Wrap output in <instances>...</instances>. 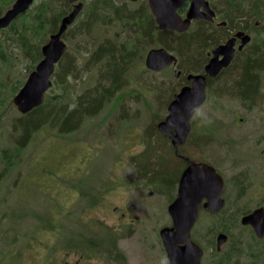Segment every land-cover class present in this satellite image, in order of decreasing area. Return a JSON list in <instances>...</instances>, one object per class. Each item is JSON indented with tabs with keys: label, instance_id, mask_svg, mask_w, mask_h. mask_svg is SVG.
I'll return each mask as SVG.
<instances>
[{
	"label": "rangeland",
	"instance_id": "obj_1",
	"mask_svg": "<svg viewBox=\"0 0 264 264\" xmlns=\"http://www.w3.org/2000/svg\"><path fill=\"white\" fill-rule=\"evenodd\" d=\"M41 1L36 0L31 9ZM58 1L59 6H64L63 0ZM118 1L135 4L130 0ZM209 1L220 13V21H225L223 5ZM3 6L5 2L0 0V8ZM261 7L264 8V2ZM259 22L264 24V19ZM227 29L220 34H227ZM253 35L258 36V31H253ZM104 37L102 28L87 37H76L71 31L64 37L68 54L59 70L76 61L83 66L88 61L85 57ZM28 45L21 29L0 32V264H64L67 257L73 264H167L159 233L171 222L168 206L177 193L173 185L164 187L141 178L140 165L141 157L149 150H153L147 158L151 168L168 156L162 148L169 149L170 143L162 138V146L156 133L170 101L181 88L175 68L160 73L150 71L145 66L148 50L130 69L117 98L98 115L87 118L77 131L69 134L60 135L57 128L45 126L15 157L14 166L5 171L3 150L12 151L24 142L22 133L14 130L13 123L22 115L11 94L30 73L32 56L28 54ZM99 78V69L84 75L83 81L79 79L72 88L69 86L71 97L78 98L95 86ZM60 92L59 88L52 89L50 94ZM208 108L207 104L200 114L204 115ZM182 152L192 158L205 157L191 144L185 145ZM219 158H213L214 163ZM180 167L179 161L168 160L169 169ZM93 205L99 206L93 209ZM115 205H128L136 225L132 222L117 230L111 228L109 225L115 222L111 209ZM218 219L203 215L196 226L198 237L209 227H223ZM233 233L235 239L239 236L250 241L237 229ZM92 240L101 243L94 251L88 249ZM113 242H117L118 251L124 255L123 262L117 261V250L113 251V259L107 254ZM205 242L209 241L202 238L201 243Z\"/></svg>",
	"mask_w": 264,
	"mask_h": 264
},
{
	"label": "flooded vegetation",
	"instance_id": "obj_2",
	"mask_svg": "<svg viewBox=\"0 0 264 264\" xmlns=\"http://www.w3.org/2000/svg\"><path fill=\"white\" fill-rule=\"evenodd\" d=\"M209 3L216 17L213 20H194L190 30H195V27L197 28L201 22L200 25L209 30L218 40L217 45L210 44L205 47L202 53L203 58L198 63H194L187 72L182 67V69L180 68L181 58L179 55H176L178 64L169 67L175 68V75L181 88L170 101L166 117L163 120H166L169 106L181 90L187 86L194 87V82L187 78L189 75L206 79V98L190 118V133L186 142L183 145L173 146L171 140L166 137L170 143V149L173 151V158L181 163L173 184V190L177 194L170 204L179 198L180 181L187 168L198 165L212 168L224 183L223 206L219 211L214 212L211 208L206 207L207 198H204L199 206L198 219L191 231V239L202 249L201 264H264V235L260 237L253 225L242 223L244 218L256 212H264V50L257 49L259 45L255 44V36L250 31L238 28L227 29L228 22L220 21V13L210 1ZM187 7L184 14L180 13L184 18L187 14ZM256 25L259 26L260 23L258 22ZM225 29L229 31L224 34L226 37L220 34ZM239 32L250 34L251 41L241 52L242 41L237 39L231 65L223 67L215 76L208 74V65L215 57L214 50L225 45ZM216 34H219V37H215ZM219 60H223L222 55L219 56ZM207 104L209 105L208 111L201 115L200 111ZM240 110L242 113H238ZM54 128L58 129V127ZM174 132L176 131L174 130ZM187 144H191L195 150L204 153L205 157L198 159L184 155L182 149ZM217 155L220 158L217 163H214L213 158ZM85 196L87 197L86 194ZM126 199L129 200L128 197ZM98 206L93 205V209ZM169 206L168 214L170 215ZM111 210L115 222L109 226L114 230L132 222H134L133 225H136L137 222L131 215L133 211L128 205H115ZM205 213L210 217L219 218L223 227H217L214 230L209 227L205 234L201 233L199 237L209 241L204 244L201 243L202 238L198 237L196 226L199 219L206 215ZM99 222L100 220H98ZM166 227H174L172 218L169 226L162 229ZM162 229L159 233L160 237ZM217 229L219 230L216 232ZM235 229L240 231V235L243 237L247 235L250 241L240 239L239 236L235 239L233 233ZM104 233L108 236L111 235L112 239L115 238L110 231ZM221 234L227 236V240L219 249L218 237ZM161 242L162 252L164 251L167 256V264H170L163 240ZM100 246L101 243L94 240L88 243V249L93 251ZM114 250L118 251L117 242H113L111 250L107 252L111 259H113ZM118 256L120 259L117 261L125 260L121 252L118 253ZM80 260H83V257ZM64 264L73 263H70L67 257L64 258Z\"/></svg>",
	"mask_w": 264,
	"mask_h": 264
},
{
	"label": "trees",
	"instance_id": "obj_3",
	"mask_svg": "<svg viewBox=\"0 0 264 264\" xmlns=\"http://www.w3.org/2000/svg\"><path fill=\"white\" fill-rule=\"evenodd\" d=\"M14 1L4 0L5 6L0 8V17ZM215 1L223 5L222 17L228 22V28H238L251 33L258 31V36L255 35V44L259 45L257 49L264 50V24L261 25L259 22L264 19V8L261 7L264 0ZM61 3L64 6H59L58 0H42L33 9L21 15L9 28L0 30V32L22 30L24 41L29 42L28 54L32 56L30 73L43 59L42 46L58 31L61 20L72 11L68 0H63ZM84 4L83 11L76 22L68 28L64 37H67L71 31L76 37L79 35L87 37L91 34L93 36L98 28L105 29V37L95 50L85 57L88 61L83 66L76 61L60 71L62 59L56 67L52 88L54 90L59 88L62 92L55 96L49 92L42 106L13 123L14 130L22 133L24 142L19 143V146L12 151L3 150L2 160L7 163L5 171H9L14 166L15 157L21 155L35 134L45 126L58 127L61 135L69 134L77 131L87 118L98 115L106 104L117 98L130 69L137 61L143 59L148 50L159 46L176 52L184 63L180 68L187 72L194 63H198L203 58L205 47L218 42L214 35L200 24L197 25L195 32L190 30L178 34L169 30L160 31L146 0L135 4L120 3L118 0H85ZM185 11L184 7L179 13L184 14ZM257 21L261 27L256 25ZM109 30L114 33L111 35ZM95 69L100 71L97 84L87 88L74 100L70 93L72 86L83 81L84 75L92 73ZM71 78L74 80L69 81ZM24 83L25 80L19 81L11 98L18 93ZM156 135L159 136L156 140H159L162 146V138L168 141L160 132ZM163 151L168 156L163 157L156 167L151 168L147 161L153 150H149L141 157L143 160L140 165L142 170L140 176L149 178L153 184L169 187L175 183L178 170L168 168V160L174 161L173 151L164 147L162 153Z\"/></svg>",
	"mask_w": 264,
	"mask_h": 264
},
{
	"label": "water",
	"instance_id": "obj_4",
	"mask_svg": "<svg viewBox=\"0 0 264 264\" xmlns=\"http://www.w3.org/2000/svg\"><path fill=\"white\" fill-rule=\"evenodd\" d=\"M36 0H16L10 9L0 17V30L7 29L20 15L26 13ZM85 0H69L72 11L60 23L58 31L49 37L42 47L43 59L28 76L25 84L13 98V103L19 113L26 115L43 105L47 92L52 88V77L56 65L67 52L64 34L72 26L82 10ZM138 2L140 0H130ZM148 4L156 24L161 31L187 32L194 20H213L215 12L208 0H148ZM188 4L186 17L179 10ZM237 39L242 41V50L250 41L251 36L239 32L225 45L214 50L215 57L208 65V74L217 75L223 67L229 66L235 54ZM223 60H219V56ZM178 64V58L166 48L151 49L145 60L149 70L161 72ZM194 82V87H184L169 106L166 120L159 123V131L171 139L173 146L183 145L190 133V118L206 98V79L204 77L188 76ZM174 130L176 132H174ZM224 183L216 172L204 165L189 167L180 181L179 198L170 204L169 213L174 227H166L161 231V237L166 248L170 264H201L202 249L191 239V231L195 226L199 206L204 198L208 201L206 207L217 212L223 206L222 192ZM244 225H253L260 237L264 235V212L243 219ZM227 240L221 234L218 237V248Z\"/></svg>",
	"mask_w": 264,
	"mask_h": 264
},
{
	"label": "bare ground",
	"instance_id": "obj_5",
	"mask_svg": "<svg viewBox=\"0 0 264 264\" xmlns=\"http://www.w3.org/2000/svg\"><path fill=\"white\" fill-rule=\"evenodd\" d=\"M68 1H69V0H68ZM182 15H183V14H182ZM215 17H216V16H215ZM198 22H199V21H198ZM198 22H197V23H198ZM207 22H208V21H207ZM200 23H201V22H200ZM200 23H199V24H200ZM202 23H203V22H202ZM203 24H204V23H203ZM209 26H210V25H209ZM218 44H219V43H218ZM216 45H217V44H216ZM116 48H117V47H116ZM243 50H244V49H243ZM240 51H241V50H240ZM240 51H239V52H240ZM41 52H42V51H41ZM241 52H242V51H241ZM241 52H240V54H241ZM252 52H253V51H252ZM255 52H256V51H255ZM115 54H116V53H115ZM257 54H258V53H257ZM257 54H256V55H257ZM213 56H214V54H213ZM249 56H250V55H249ZM257 56H258V55H257ZM238 57H239V55H238ZM238 57H237V58H238ZM259 58H260V57H259ZM234 59H235V58H234ZM251 59H252V58H251ZM255 59H256V58H255ZM207 65H208V63H207ZM230 65H231V64H230ZM187 78H188V77H187ZM184 85H185V84H184ZM156 129H157V128H156ZM162 135H163V134H162ZM163 137H164V136H163ZM208 210H209V209H208Z\"/></svg>",
	"mask_w": 264,
	"mask_h": 264
}]
</instances>
